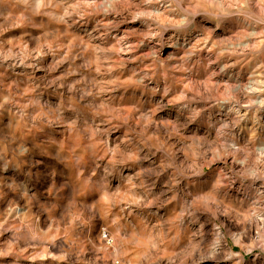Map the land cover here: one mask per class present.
<instances>
[{
    "label": "rangeland",
    "instance_id": "rangeland-1",
    "mask_svg": "<svg viewBox=\"0 0 264 264\" xmlns=\"http://www.w3.org/2000/svg\"><path fill=\"white\" fill-rule=\"evenodd\" d=\"M0 264H264V0H0Z\"/></svg>",
    "mask_w": 264,
    "mask_h": 264
},
{
    "label": "built area",
    "instance_id": "built-area-1",
    "mask_svg": "<svg viewBox=\"0 0 264 264\" xmlns=\"http://www.w3.org/2000/svg\"><path fill=\"white\" fill-rule=\"evenodd\" d=\"M102 235H103V238H104V239H106L107 236H108L104 231H103V234H102ZM106 235H107V236H106Z\"/></svg>",
    "mask_w": 264,
    "mask_h": 264
}]
</instances>
